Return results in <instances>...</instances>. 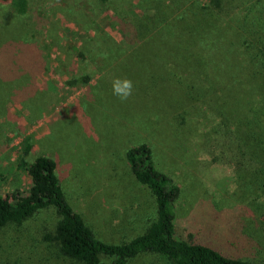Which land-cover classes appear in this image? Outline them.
I'll list each match as a JSON object with an SVG mask.
<instances>
[{
	"label": "rangeland",
	"instance_id": "obj_1",
	"mask_svg": "<svg viewBox=\"0 0 264 264\" xmlns=\"http://www.w3.org/2000/svg\"><path fill=\"white\" fill-rule=\"evenodd\" d=\"M162 1L164 17L158 0H29L25 17L0 3L1 191H29L18 166L27 139L26 158L57 162L67 200L95 235L121 243L157 217L126 157L147 143L180 189L176 237L264 262V0ZM136 25L144 42L164 28L159 55L134 53ZM115 78L133 82L127 100L113 94ZM57 212L2 227L0 264H78L45 237ZM128 264L173 263L147 253Z\"/></svg>",
	"mask_w": 264,
	"mask_h": 264
},
{
	"label": "trees",
	"instance_id": "obj_2",
	"mask_svg": "<svg viewBox=\"0 0 264 264\" xmlns=\"http://www.w3.org/2000/svg\"><path fill=\"white\" fill-rule=\"evenodd\" d=\"M96 1L102 3L107 0ZM0 3L8 4L12 13L18 17H25L30 11L29 0H0ZM164 7H166L164 2L158 0L156 10L159 16L164 17L163 13L166 11ZM117 9L114 6L116 12ZM4 27V17L0 14V31H3ZM136 27V34L129 32L138 43L134 53L148 50L159 55L164 47L160 30L164 31V28L154 32L151 40L144 42L141 38L146 37L148 32L140 25ZM36 31L32 29L29 39H26L28 40L26 46H23L25 49L28 48L24 52L27 57L32 55L31 49L36 44ZM32 147L29 140L25 139L24 151L18 165L31 179L29 191L9 199L3 195L0 182V229L10 223L22 224L42 208L54 207L58 211L59 220L54 231L45 237L56 244L62 256L78 264H100L102 256L111 257L113 264H128L129 260L147 253L164 255L173 264H264L224 253L209 245L190 243L176 237L173 204L180 189L172 182L171 177L156 168L152 150L147 143L130 148L126 157L135 178L154 196L157 217L144 233L121 243H109L95 235L82 215L77 213L67 200L57 175V162L47 155H39L33 161H29L26 155Z\"/></svg>",
	"mask_w": 264,
	"mask_h": 264
},
{
	"label": "clouds",
	"instance_id": "obj_3",
	"mask_svg": "<svg viewBox=\"0 0 264 264\" xmlns=\"http://www.w3.org/2000/svg\"><path fill=\"white\" fill-rule=\"evenodd\" d=\"M112 91L121 101L127 100L133 94V82L128 78H115L112 81Z\"/></svg>",
	"mask_w": 264,
	"mask_h": 264
}]
</instances>
